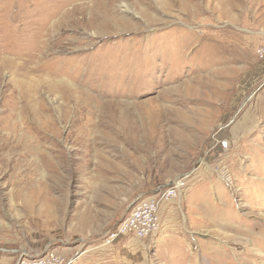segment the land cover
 Masks as SVG:
<instances>
[{
	"label": "rangeland",
	"instance_id": "obj_1",
	"mask_svg": "<svg viewBox=\"0 0 264 264\" xmlns=\"http://www.w3.org/2000/svg\"><path fill=\"white\" fill-rule=\"evenodd\" d=\"M263 37L264 0H0V264H264Z\"/></svg>",
	"mask_w": 264,
	"mask_h": 264
},
{
	"label": "built area",
	"instance_id": "obj_2",
	"mask_svg": "<svg viewBox=\"0 0 264 264\" xmlns=\"http://www.w3.org/2000/svg\"><path fill=\"white\" fill-rule=\"evenodd\" d=\"M256 57L264 61V37L256 49ZM221 145L227 148V140H221ZM223 172L225 173V169ZM190 175L184 174L176 178L169 188L160 192L159 196L137 201L124 220L107 236L106 244H111L124 236H134L140 240L152 239L161 228V204L170 199L180 198ZM37 264H64V258L50 254L44 261Z\"/></svg>",
	"mask_w": 264,
	"mask_h": 264
},
{
	"label": "bare ground",
	"instance_id": "obj_3",
	"mask_svg": "<svg viewBox=\"0 0 264 264\" xmlns=\"http://www.w3.org/2000/svg\"><path fill=\"white\" fill-rule=\"evenodd\" d=\"M29 152V151H28ZM26 154V153H25ZM38 163L37 164V170H44V169H47L48 165L43 163L42 161H40L39 159H37ZM43 189V188H42ZM37 190H40V189H37Z\"/></svg>",
	"mask_w": 264,
	"mask_h": 264
}]
</instances>
